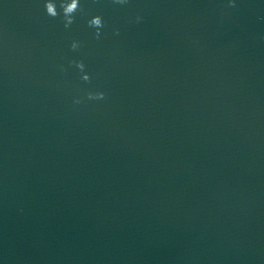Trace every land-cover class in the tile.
<instances>
[{"label": "water", "instance_id": "obj_1", "mask_svg": "<svg viewBox=\"0 0 264 264\" xmlns=\"http://www.w3.org/2000/svg\"><path fill=\"white\" fill-rule=\"evenodd\" d=\"M44 2L0 0V264H264V0Z\"/></svg>", "mask_w": 264, "mask_h": 264}, {"label": "clouds", "instance_id": "obj_2", "mask_svg": "<svg viewBox=\"0 0 264 264\" xmlns=\"http://www.w3.org/2000/svg\"><path fill=\"white\" fill-rule=\"evenodd\" d=\"M114 4L117 5H126L129 3V0H112ZM228 6L235 8V0H228ZM44 8L46 15L55 19L60 17L63 21L65 29L71 27L75 22L76 14L83 13V8L81 7L80 0H45ZM143 17L137 15L135 18L136 23H140ZM259 19H264L260 17ZM87 25L89 28L94 30V38L99 40L103 34V29L105 27V21L103 17L99 14L91 16L87 20ZM116 35H119V30L115 31ZM81 47V42L78 40H73L71 42L70 48L72 51H78ZM69 67H75L80 73V79L84 82H91L92 77L88 72H86V65L82 60H69ZM59 69L62 72L67 71L64 65H59ZM106 99V93L104 91H88L83 98H74L73 104L79 105L87 101H103Z\"/></svg>", "mask_w": 264, "mask_h": 264}]
</instances>
